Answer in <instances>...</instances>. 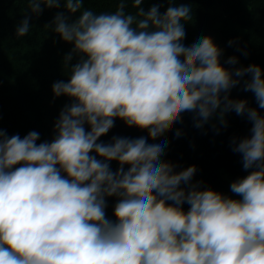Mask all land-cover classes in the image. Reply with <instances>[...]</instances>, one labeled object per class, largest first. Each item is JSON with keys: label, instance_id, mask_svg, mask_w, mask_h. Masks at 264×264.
I'll return each instance as SVG.
<instances>
[{"label": "clouds", "instance_id": "clouds-1", "mask_svg": "<svg viewBox=\"0 0 264 264\" xmlns=\"http://www.w3.org/2000/svg\"><path fill=\"white\" fill-rule=\"evenodd\" d=\"M129 2L134 13L126 11ZM167 2L163 13L159 4L145 11L144 0H119L115 11L97 13L85 0H27L36 15L41 5L61 4L79 13L52 21L73 45L64 57L69 78L54 82L52 92L71 102L50 142L37 143V131L21 138L0 128V264H264V115L229 95L250 75L244 91L264 109V71L224 67L210 36L185 46L192 9ZM30 19L17 26V38L29 33ZM229 111L251 122L250 136L232 140L247 172L230 184L239 199L192 183L195 165L175 171L162 161L170 141L148 142L185 112L202 128L217 112L226 124ZM116 119L147 137L98 142ZM107 197L117 198L114 220Z\"/></svg>", "mask_w": 264, "mask_h": 264}, {"label": "trees", "instance_id": "trees-1", "mask_svg": "<svg viewBox=\"0 0 264 264\" xmlns=\"http://www.w3.org/2000/svg\"><path fill=\"white\" fill-rule=\"evenodd\" d=\"M119 0H85L84 7L95 12L115 11ZM154 4H159L163 13L170 4L167 0H144L141 5L147 11ZM187 4L192 9V20L184 23L186 37L182 41L190 46L200 37L210 36L221 48V64L234 70L256 64L264 71V0H175L174 5ZM43 11L33 14L27 0H0V128L8 136L19 134L23 138L30 131H37L40 139L37 143L51 141L54 138V123L62 108L70 103L67 96L54 97L52 85L59 80H68L69 69L64 66V57L73 45L64 42L53 30L52 21L57 13L63 12L70 20H75L79 13L69 15L63 4L59 8L41 5ZM126 11L134 13L129 2ZM30 19V31L17 38L16 28L25 19ZM52 25L50 27H46ZM229 41L233 43L229 44ZM237 58L236 65L227 64L229 57ZM78 57L71 63L77 62ZM231 89V99H243L248 106L257 108L255 96L244 91V80ZM194 113L185 112L181 122L173 130L149 143L170 141L161 157L164 162H171L175 171L195 165L196 174L192 183L202 182L201 188H211L234 199H239L230 191V184L247 175L243 169L241 155L232 151V140L250 136L251 122L246 115L239 116L234 111L224 115L226 124H222L217 112L202 128L195 127ZM88 127L87 125L85 126ZM179 131L180 136L175 133ZM147 131L128 127L120 119L100 141L109 143L113 136L138 138L147 137ZM94 155V153H93ZM115 171L119 164L110 162ZM127 169V165L125 166ZM223 174L228 179L223 178ZM106 215L114 220L113 209L116 197H107ZM185 211L189 205H183Z\"/></svg>", "mask_w": 264, "mask_h": 264}, {"label": "rangeland", "instance_id": "rangeland-1", "mask_svg": "<svg viewBox=\"0 0 264 264\" xmlns=\"http://www.w3.org/2000/svg\"><path fill=\"white\" fill-rule=\"evenodd\" d=\"M222 176H223V178L228 179V176H227L226 174H223V173H222Z\"/></svg>", "mask_w": 264, "mask_h": 264}]
</instances>
